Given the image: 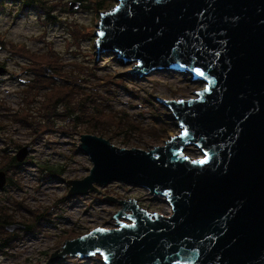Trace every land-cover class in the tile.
Listing matches in <instances>:
<instances>
[{"label": "water", "instance_id": "water-1", "mask_svg": "<svg viewBox=\"0 0 264 264\" xmlns=\"http://www.w3.org/2000/svg\"><path fill=\"white\" fill-rule=\"evenodd\" d=\"M97 28L105 33H95L99 52L140 61L133 78L153 70L187 71L208 90H197L198 99L164 100L188 128L183 141L174 135L145 150L79 135L78 148L91 167L84 177L67 180V196L118 181L165 197L171 213H150L135 199L104 197L121 205L109 217L118 227L104 233L96 227L65 240L49 260L92 256L99 248L106 264H264V0H115L99 13ZM193 67H201L204 77ZM196 144L200 158L208 153L204 164L183 159ZM29 150L21 146L15 161ZM5 183L0 170V188Z\"/></svg>", "mask_w": 264, "mask_h": 264}, {"label": "rangeland", "instance_id": "rangeland-1", "mask_svg": "<svg viewBox=\"0 0 264 264\" xmlns=\"http://www.w3.org/2000/svg\"><path fill=\"white\" fill-rule=\"evenodd\" d=\"M106 3L100 11L89 0H44L42 8L21 11L9 4L0 8V65L8 71L0 79V149L15 154L30 147L22 162L5 170L11 180L0 188V206L10 207L15 220L27 225L0 229V235L14 233L10 247L0 249V264H106L100 254L49 260L65 240L96 227H118L109 217L121 205L104 197L135 199L150 213H171L165 197L118 181L67 196V180L84 177L91 167L78 148L80 134L101 135L124 148L163 145L178 131V119L164 102L195 97L204 85L187 71L153 70L133 78L136 61L99 52V13L115 0ZM64 92L68 96L55 103ZM198 151L190 146L184 154L199 159ZM6 160L0 154V165ZM118 221L132 223L125 217Z\"/></svg>", "mask_w": 264, "mask_h": 264}, {"label": "trees", "instance_id": "trees-1", "mask_svg": "<svg viewBox=\"0 0 264 264\" xmlns=\"http://www.w3.org/2000/svg\"><path fill=\"white\" fill-rule=\"evenodd\" d=\"M89 2H92V6H94L95 9H98V11L103 10L105 8H107L106 6V0H89ZM5 4H9L10 6H18L20 8V11L23 9H35V8H42L43 4H44V0H0V8L3 7ZM48 18L52 19V16L48 15ZM108 74L110 75V78H113L112 80L115 79V76H113L112 74H110L108 72ZM54 95H49L47 98H53ZM68 93L64 92L62 94H58L56 95V97L54 98L55 103L56 102H60L61 100L64 99V97H67ZM48 105V104H47ZM47 105H45V103L42 104V107L45 108ZM54 107V105L52 106ZM24 118L26 116H23ZM32 119L34 120L33 117H27V119ZM18 147V145H17ZM6 149L5 148H1L0 149V154L1 156L7 158L6 163L0 165V169L2 170H6L9 168L14 167L16 164V161L14 159L13 154L10 153H6L5 152ZM5 153V156H4ZM7 180L10 181L11 177L9 174H7ZM13 211L10 207H3L0 206V229L3 227V225L5 224H11V223H17L20 225H23L24 227L27 225L24 224L23 221L21 220H15L16 218L15 215L12 214ZM28 226H30V224H28ZM29 228V227H28ZM14 233H7V235H0V249H8L10 247V241L12 240V235Z\"/></svg>", "mask_w": 264, "mask_h": 264}, {"label": "snow or ice", "instance_id": "snow-or-ice-1", "mask_svg": "<svg viewBox=\"0 0 264 264\" xmlns=\"http://www.w3.org/2000/svg\"><path fill=\"white\" fill-rule=\"evenodd\" d=\"M119 7H120V5L117 4V7L113 8L112 11L116 12ZM97 34L100 35V36H104L105 35V33L103 31H97ZM135 63H136L137 66H139L140 61L137 60ZM180 67H185V65H180ZM191 71L193 73H195V75L198 76V77H204V75H205V73H204V71L202 70L201 67H193L191 69ZM201 82L203 83V81H201ZM207 90H208L207 85L204 84L203 85V91H207ZM194 96L197 99L199 98L198 91H197V93H194ZM175 103L176 104H184V103H186V101L185 100H176ZM174 123L176 124L177 129H178V131L176 133V137L180 138L183 141L184 138H186L188 136V134H189L188 128L184 125V123L182 121H174ZM195 147L197 149H200L201 146L199 144H196ZM180 151H181V149L179 147H176V152L179 153ZM183 159L188 160V159H190V157L183 156ZM207 160H208V153L207 152H202V158L197 159V160H193L192 163L204 164V163L207 162ZM96 231H98L100 233H104V232L109 231V229L108 228H104V227H100V228H97ZM80 239H83V237H80ZM96 252H99L100 255L103 257L104 254L101 252V250L99 248L96 249ZM76 255H79V253H76Z\"/></svg>", "mask_w": 264, "mask_h": 264}, {"label": "flooded vegetation", "instance_id": "flooded-vegetation-1", "mask_svg": "<svg viewBox=\"0 0 264 264\" xmlns=\"http://www.w3.org/2000/svg\"><path fill=\"white\" fill-rule=\"evenodd\" d=\"M0 66H2L3 68H4V73H2V74H5L6 72H8L7 70H6V68L4 67V65H0ZM48 75H50V74H48ZM3 75H0V79H2L3 77H2ZM51 77H54L53 75H51Z\"/></svg>", "mask_w": 264, "mask_h": 264}, {"label": "bare ground", "instance_id": "bare-ground-1", "mask_svg": "<svg viewBox=\"0 0 264 264\" xmlns=\"http://www.w3.org/2000/svg\"><path fill=\"white\" fill-rule=\"evenodd\" d=\"M170 207V206H169Z\"/></svg>", "mask_w": 264, "mask_h": 264}]
</instances>
